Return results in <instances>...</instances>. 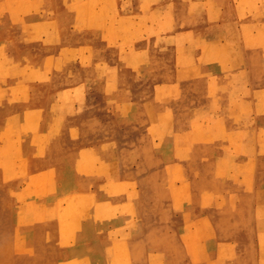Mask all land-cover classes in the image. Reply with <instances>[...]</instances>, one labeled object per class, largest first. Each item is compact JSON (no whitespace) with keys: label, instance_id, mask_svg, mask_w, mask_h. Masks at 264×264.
<instances>
[{"label":"crops","instance_id":"0c3cea01","mask_svg":"<svg viewBox=\"0 0 264 264\" xmlns=\"http://www.w3.org/2000/svg\"><path fill=\"white\" fill-rule=\"evenodd\" d=\"M114 1L121 5L126 2L0 0V60L3 59L0 63H17L24 70L36 66L40 73L38 92L32 91L31 76H19L17 69L8 68L7 74L0 76V165L10 162L19 173L17 177L23 178V186L15 187L14 195L26 196L25 201L29 202L26 205L39 209L37 226L42 230V238H54L55 258L60 257V251L68 264H105L106 251L115 256L116 264H140L138 255L143 247L144 233H154L159 224L167 245L193 232L200 239L194 250L199 257L214 254V258L226 260L227 264H264V125L257 127V112L253 107L244 113L251 118L246 124L240 125L234 118L228 127L222 142L232 156L214 177L215 185H219L214 189L204 185L199 173L191 175L189 161L182 162L172 175L170 170L162 172L158 162L145 165V158L139 155L135 158L137 165L129 170L117 150H112L110 138L89 143L81 123L63 122L72 112L65 106L69 102L67 99L75 102L85 95L80 94L81 81L53 89L54 78L47 75L49 65L77 62L83 66L101 63L111 67L128 56L141 55V50L137 54L136 51L134 54L123 52L121 46L111 42L109 24L112 18L128 17L121 8L117 13L112 10ZM204 1L208 2L199 0ZM143 3L144 0H135L133 9L142 12ZM234 12L240 15L237 10ZM244 15L250 18L254 14L246 11ZM77 32L99 33L106 48L118 45L119 58L113 61L104 52L103 59L96 61L95 40L92 37L70 39L69 35ZM182 32L185 37L192 34L196 37L199 33L202 39L205 30L189 27ZM258 32L251 34V40L240 37L229 61L227 58L212 59L215 53L209 52L207 40H199L198 46L197 42L187 44L191 50L189 55H195L197 72L189 70L187 63L181 68L178 53L181 44H175V63L173 58V68L165 74L174 76L176 83L199 79L208 84L215 79L224 84H247L248 91L243 95L234 88L224 90L213 106L217 111L230 100L246 98L253 103L256 83L259 84V99H264V71L256 81L250 71V50ZM259 44L264 47V41ZM33 46L38 49L37 54L32 52ZM53 48L56 50L51 51ZM197 103L190 104L189 108ZM210 103L201 104L202 111L208 112ZM145 114L152 118L157 115L147 111ZM240 131L245 133L242 140L238 138ZM65 134L70 144L62 139ZM2 148L6 151L4 154ZM75 148L78 150L72 154ZM79 159L83 162L82 169ZM176 159L175 150L173 160L162 168L171 169ZM159 183H164L169 192L164 199L159 198ZM227 207H233L238 217L228 216ZM68 208L71 214L62 217L61 213ZM224 221L228 231L223 234L216 226ZM237 221L240 222L236 224ZM179 224L183 226L181 231L177 228ZM67 225H70L69 230L65 228ZM218 238H222L219 242L227 249L221 255L217 253ZM148 252L153 263L143 264H160V249L153 247Z\"/></svg>","mask_w":264,"mask_h":264},{"label":"rangeland","instance_id":"374dc122","mask_svg":"<svg viewBox=\"0 0 264 264\" xmlns=\"http://www.w3.org/2000/svg\"><path fill=\"white\" fill-rule=\"evenodd\" d=\"M263 4L264 0H208V2L144 0L142 12H137L133 9L135 0H126L122 5L116 1L112 2L113 11L117 13L121 8L122 11L128 13V17L112 18L109 24L112 31L111 42L115 41L121 46L123 52L134 54L136 51L137 54L138 45L142 46L144 51L140 48V57L128 56L122 62L115 64L116 66L111 67L101 63L83 66L77 62L58 66L49 65L47 75L54 78L51 84L53 89L63 85L70 86L81 81L83 89L80 90V94L85 95V97L77 98L75 102L67 99L69 102L65 106L71 107L67 110L72 112L63 122L81 123L84 126L86 141L89 143H98L103 138H110L112 150H117V154L122 157L123 162H127L126 166L129 170L137 165L136 156L139 158V155L142 154L146 160H144L145 165L152 162H158L161 168L168 165V162L175 156V144L180 122L184 119L183 116L185 119L194 117L189 106L199 102L198 98L192 94L185 100L188 106L184 107L186 110L167 107L161 110L162 113L160 112L157 118L145 114L144 110L148 101L147 96L153 87L166 85L162 76H165L164 74L173 68L176 54L175 44H181L178 49L181 68L187 63L189 70L198 71L194 64L195 55H189L190 46L186 45L195 42H197L195 45H200L201 37L199 33L196 34V37L195 34L185 37L182 31L189 27L193 30L204 29L202 38L207 40L209 52L215 53L214 58H221L224 53L222 59L228 58L229 60L235 43L240 39V22L242 20L241 17L235 15L234 10L242 6L244 13L251 11L253 14L255 8ZM205 10L207 11L205 12ZM138 13L143 15H137ZM203 15H206L207 18ZM254 19L256 26H251L248 30L253 35L259 31L258 27L262 17L256 16ZM155 34L156 37H154ZM69 37L77 40L92 37L97 46L95 60L98 62L101 61V58L103 59L104 52L113 61L119 58L116 53L118 45L106 48L99 33L77 32ZM228 46L233 48L228 49ZM55 50L56 48L51 49V51ZM32 52L37 54L38 49L33 46ZM173 58L174 63H172ZM1 60L3 59L1 58ZM133 60L136 62L129 66ZM13 64V62L9 64L8 61L0 63V76H5L8 68L17 69L16 73L19 76H31L32 91L38 92V76H40L38 68L32 66L31 69L27 67L24 70V67H20L19 64ZM122 71L126 73V76H120ZM193 81L195 80L193 79ZM186 82L181 81L180 85L183 84V87L185 86L189 92H193L192 87L198 88L201 85L199 82L189 84ZM223 86L224 90L236 87L234 89L240 91L241 94L245 91L247 93L248 90L247 84L243 82L223 84ZM78 94L76 93V95ZM249 118L250 116H240L237 122L240 125L246 124ZM200 120L204 123L207 122L206 118ZM62 139L70 144L68 135L65 134ZM1 152L4 154L6 151L2 148ZM159 156L161 158H158ZM179 167L180 165L177 166V169ZM18 175L15 166L10 162L5 161L0 165V264H56V261L53 260L56 255L54 238H42V230L37 226L39 209L27 206L26 204L29 202L25 201L26 196L14 195V188L23 186V178L17 177ZM68 223L70 224V222ZM65 228L69 230L70 225Z\"/></svg>","mask_w":264,"mask_h":264},{"label":"bare ground","instance_id":"6f19581e","mask_svg":"<svg viewBox=\"0 0 264 264\" xmlns=\"http://www.w3.org/2000/svg\"><path fill=\"white\" fill-rule=\"evenodd\" d=\"M242 1H248V0H242ZM239 4L241 5V3H239ZM247 4H248V2H247ZM246 9H248V8H246ZM237 12L240 14L239 16L242 18V20L240 22L242 24V29L239 32V35H240V37L243 36L244 37L243 39H245V40H251L252 39V37H249V36H251V34L249 33L248 30L250 29L251 26H256V22L254 24V18L256 16L262 17L261 22H260L259 27H258L259 32L256 33V34H258V36L256 35L257 37L255 36L256 38L255 37L253 38L252 44H254V47L252 50H250V51H252V52H250L252 54V56L250 57L251 58L250 71H251V75H252L251 77L253 80L256 81L259 77H261L260 73L262 71H264V47H262L263 44H259V42L261 43L264 41V36H263V34H264V4L262 6L255 8V12L253 13L254 15L250 18L244 15L242 6L237 7ZM182 16H184V15H182ZM250 19H252V21ZM156 34H157V32H156ZM156 34L154 35V37H156ZM202 39H204V38H202ZM196 45L198 46V44H196ZM141 47L142 46H139V45L137 46V53H139V50ZM211 47H213V46H211ZM231 48H233V47H231ZM231 48L229 47L228 49H231ZM142 51H144V49H142ZM212 51H214V50L212 49ZM198 52H199V49H198ZM220 55H221V53H220ZM206 58H208V57H206ZM212 59L216 60L214 57H212ZM229 60H231V59H229ZM238 61H239V59H238ZM226 63L227 62H225V65H226ZM197 66H199V64ZM200 74H201V72L198 73L197 75H200ZM164 75L165 76H162V77L165 80L166 85L163 87H160V88L156 87L155 89L151 90V93L148 95V99H147L148 101L145 104V110H144L145 112L146 111L149 113L155 112V114H157V115H155L154 118H157L158 115L160 114V112L162 113L161 110H163L164 108H167V107L174 108L175 107L177 110H180L181 108L188 107L186 105L185 100L187 98H190V96L192 94L194 97L198 98L197 101H199V102L193 108H191V107L189 108V109H191L192 114H194V117L192 119H187V118L185 119V117L183 116L184 119H182L180 122V125H179L180 129L178 131L176 144H175L176 158H177L176 162H175L176 164H174V166L171 169H169V167L168 168H161V171L164 172V171L170 170L172 175H173V173H175V171L177 170V166H179V165L181 166L183 164L182 162H184V161H189V165L191 166V169H190L191 175L194 177L193 173H199L203 179L204 185H208L210 188L214 189L215 186L216 187L219 186V185H215L214 177L221 170L223 163L228 162L232 156L231 154H229L228 148L225 145H223V142H222L223 138L224 139L226 138L227 130H228V127H229L231 121L234 118L238 119L240 116L244 117L245 116L244 113L249 108L253 107L257 112V116H256L257 127H260V126L262 127L264 125V99L263 98L259 99V95H260V92L258 90L259 84H257V83L255 84V87H257V88H255L254 93H253V96L255 97V100L253 101V103H252V101H251V103H249L246 98H245V100H243V99H238V100H233V101L230 100L228 102V104H226V103L222 104L221 110L217 111L216 109H214V107H215L214 105H215V103H217L218 96L220 95L222 97L223 93L225 92L224 88H223L224 87L223 82H217L215 79H213V80H210L207 84L201 80H195V81L189 80L186 82L187 84L195 83V82L196 83L199 82V84H201L200 87H198V88L192 87L191 89H194L193 92L192 91L189 92L185 88V86L183 87V84L180 85V82L176 83L174 81V78H175L174 76H169V75L167 76L166 74H164ZM120 76H126V73L124 71H122V72H120ZM234 88H236V87H234ZM207 89H208V91H207ZM235 91H237V89ZM194 92H196V93H194ZM241 95H243V94H241ZM210 101H212V102L210 103ZM203 103H210L209 104L210 107L208 106V108H209L208 112L206 110L202 111L201 104H203ZM187 112L188 111H186V113ZM188 114H190V112H188ZM181 115H183V114H181ZM202 118H206L207 122L204 123L202 120H200ZM259 132H261V131H259ZM238 135H239L238 136L239 140H242L245 138L244 137L245 133H239ZM39 138H41V137H39ZM253 139H255V138H253ZM77 150L78 149L75 148V149L71 150V153L74 154L77 152ZM214 154L216 155V157L218 156L216 159L213 156ZM158 158H161V157L159 156ZM232 158H234V157H232ZM254 160H253V162H254ZM79 161H81V160L79 159ZM82 163L83 162L81 161L80 162L81 169H82ZM154 181H152V182H154ZM251 181H253V180L251 179ZM52 182H54V181H52ZM157 188L159 190V198L160 199H164V198L168 197L169 192H167L168 190H167L164 183L157 184ZM228 195H225V196H228ZM230 195H231V193H230ZM221 199H222V197H221ZM201 201H202V199H201ZM76 203H77V201H76ZM232 203H233V201H232ZM236 208H237V206H236ZM233 209H234L233 207H231V208L227 207V209L225 210L226 214L228 216L233 215L235 217H238L239 213L234 212ZM258 210H260V209H258ZM54 212H55V210H54ZM70 214H71V210L68 208L64 212L61 213V216L62 217L64 215L69 216ZM247 221H248V219H247ZM238 222H240V221H237L236 224ZM245 223H246V221H245ZM216 227L218 230L222 229L221 233H223V234L227 233V231H228V229L226 227V221L222 222V225L217 223ZM177 228H178V230L181 231L183 226H181L179 224ZM162 229L163 228H162L161 224H159V226L154 228V233L151 231H145L143 247L140 250L139 255H138V260H139L140 264L147 263V262L153 263V260H151V255H149V252H148V249L153 248V247L160 249V253H161L160 254L161 255L160 264H227L226 260L214 258L215 257L214 254H209V256H207V257H199L198 255H196L194 253V250H195L196 246L198 244H200V239L196 236L197 234L191 232L190 234H188V236L186 238H184V236H181V238H175L173 242H170L167 245L162 238ZM144 230H145V227H144ZM219 239H222V238H218L216 240L217 245H218L217 253L221 255L222 253L227 251V249L226 248L224 249L222 244H220ZM224 239H227V238H224ZM58 252L60 253V257L58 259L55 258L53 260L56 261V264L66 263L64 261V256L62 255V253L60 251H58ZM227 256H228V253H227ZM116 261L117 260H115V256H113V254L110 251L105 252V264H116Z\"/></svg>","mask_w":264,"mask_h":264}]
</instances>
